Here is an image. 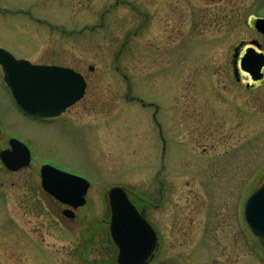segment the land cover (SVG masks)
<instances>
[{"label":"rangeland","instance_id":"obj_1","mask_svg":"<svg viewBox=\"0 0 264 264\" xmlns=\"http://www.w3.org/2000/svg\"><path fill=\"white\" fill-rule=\"evenodd\" d=\"M244 19L226 0H0V48L88 81L43 123L0 70V151L13 137L32 154L15 171L0 162V264L113 262L101 251L112 187L157 233L150 264H264L243 215L264 182V83L246 88L238 67L260 39ZM46 163L91 184L71 222L41 190Z\"/></svg>","mask_w":264,"mask_h":264},{"label":"water","instance_id":"obj_2","mask_svg":"<svg viewBox=\"0 0 264 264\" xmlns=\"http://www.w3.org/2000/svg\"><path fill=\"white\" fill-rule=\"evenodd\" d=\"M262 22V21H261ZM260 22L256 28L259 29ZM0 65L4 81L15 103L25 113L34 117H55L78 101L84 93L82 77L69 68L34 65L27 60H16L0 48ZM261 64L251 61L248 55L241 61V68L253 80L259 79ZM11 149L0 152L1 162L10 170L28 166L30 151L17 139H10ZM41 185L44 190L60 200L84 203L83 195L89 183L80 177L56 168L41 167ZM70 193V194H69ZM111 211L110 234L119 248L117 264H147L155 245V233L126 192L120 187L108 193ZM244 215L251 231L264 240V184L246 200Z\"/></svg>","mask_w":264,"mask_h":264},{"label":"flooded vegetation","instance_id":"obj_3","mask_svg":"<svg viewBox=\"0 0 264 264\" xmlns=\"http://www.w3.org/2000/svg\"><path fill=\"white\" fill-rule=\"evenodd\" d=\"M199 1L204 2L206 4L207 3L212 4V3L222 2L223 0H199ZM226 2H227V6L231 10H237V11L240 10L242 16L245 17L244 24L248 28H251L255 32H257L259 39H260L259 41H251V43H249L246 46L245 50L243 51L242 55L240 56V58L238 60V67H239V62L244 57L245 53L248 51L254 53L253 51H255L257 53V57L261 61V67H260V71L258 74L259 75L258 81H252L249 73L240 70V74L243 75L245 80H246V84H245L246 88L250 87L251 85L264 83V22L261 24V28L259 31L256 29V21L257 20H263L264 21V0H246V1H244V0H226ZM252 55H254V54H252ZM236 63H237V61H236ZM47 65H52V64H47ZM238 74L236 73V76H238ZM81 75L83 76V79L85 80V83H86L85 92H84L83 97L78 102H76L74 105H72L71 107L75 106L77 103H79L81 100H83L85 95H86V91H87V87H88V81H87V78L83 74H81ZM71 107L67 108L65 110V112L62 113L61 115H59L57 117H52V118H33L29 115H26L24 113L23 114H24V116H26L30 119L36 120V121H40L43 123H53L54 121H57L58 119H61V118L63 119V116ZM7 148H8V146L5 149H7ZM48 164H50V163H48ZM39 177H40V183H41L40 169H39ZM40 187H41V185H40ZM41 190L45 193L47 198L50 200V203H52L55 206L56 211L60 212V214L62 215V220H64L67 223L75 220V218L77 217L78 211L85 206V205H83V206L75 207V205H73L74 201H67V200L62 201V200L55 198L53 195L47 193L46 191H44L42 189V187H41ZM88 191H89V189H88ZM88 191L85 194V201H86V196L88 194ZM66 211H68V212H66ZM67 213H68V215H67ZM149 225H151V224L149 223ZM83 235H84V237L89 236V234H83ZM154 243H155V245H154L152 253L148 259L147 264H150L151 260H153V256L155 255V252L158 250L159 242H158V236H157L156 232H155V242ZM107 246H108V248H105L101 251L103 252L104 255L105 254H108V255L111 254L112 255V253L114 252L115 253V259L112 262V258L106 259V257H105V259L103 260V263L102 262L101 263L102 264H111V263L117 264V257H118V253H119V248L113 242L111 235H110V232L108 233ZM85 263L86 264H96V260L95 259H93L92 261L86 260Z\"/></svg>","mask_w":264,"mask_h":264}]
</instances>
